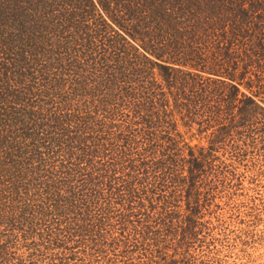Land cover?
Returning <instances> with one entry per match:
<instances>
[{
    "label": "trees",
    "instance_id": "1",
    "mask_svg": "<svg viewBox=\"0 0 264 264\" xmlns=\"http://www.w3.org/2000/svg\"><path fill=\"white\" fill-rule=\"evenodd\" d=\"M258 165L264 0H0V264H202Z\"/></svg>",
    "mask_w": 264,
    "mask_h": 264
},
{
    "label": "rangeland",
    "instance_id": "2",
    "mask_svg": "<svg viewBox=\"0 0 264 264\" xmlns=\"http://www.w3.org/2000/svg\"><path fill=\"white\" fill-rule=\"evenodd\" d=\"M241 167L233 196L203 217L204 243L193 249L202 264H264V172ZM231 191V192H232Z\"/></svg>",
    "mask_w": 264,
    "mask_h": 264
}]
</instances>
